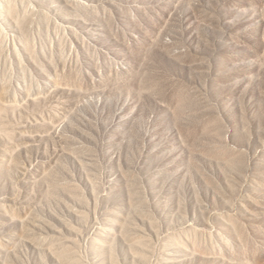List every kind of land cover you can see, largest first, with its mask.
<instances>
[{"label": "rangeland", "instance_id": "obj_1", "mask_svg": "<svg viewBox=\"0 0 264 264\" xmlns=\"http://www.w3.org/2000/svg\"><path fill=\"white\" fill-rule=\"evenodd\" d=\"M0 264H264V0H0Z\"/></svg>", "mask_w": 264, "mask_h": 264}]
</instances>
